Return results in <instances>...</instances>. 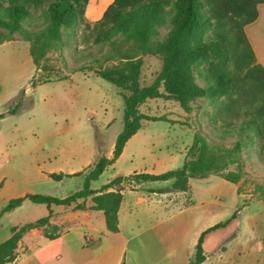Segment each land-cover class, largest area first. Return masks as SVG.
Instances as JSON below:
<instances>
[{
  "label": "trees",
  "instance_id": "trees-1",
  "mask_svg": "<svg viewBox=\"0 0 264 264\" xmlns=\"http://www.w3.org/2000/svg\"><path fill=\"white\" fill-rule=\"evenodd\" d=\"M90 1L0 0V46L19 34L29 43L31 57L40 69L48 52L63 44L64 37L91 41V45L100 46L101 56L89 64L88 70L114 85L124 102V125L116 139L113 157L101 155L79 173L50 176L58 182L81 178V189L65 198L29 194L12 199L0 210V219L26 200L49 209L53 205H75V209L85 210L86 206L79 202L91 198V209L103 211L108 231L118 233L124 176L116 177L97 191L92 189V184L116 163L128 141L148 122H169L166 117L141 113V106L149 100L178 102L188 111L195 96L223 101L216 116L244 120L240 129L247 132L248 138H241L227 148L223 143L197 135L182 168L159 175H137L140 181L174 180L173 189L183 192L190 190L191 180L210 175L237 184L244 175L242 147L253 143L250 131L256 137L261 136L264 67L257 60L246 27L258 19V7L264 0H114L102 19L94 23L86 19ZM149 56L160 60L162 65L147 84L144 67ZM196 74L204 80L203 86L195 83ZM65 79L33 81L32 85ZM21 107L22 100L10 107L7 114L14 115ZM231 167L235 170L231 171ZM51 218L50 212L35 223L15 227L13 237L0 245V264L14 262L24 235L33 228L47 226ZM225 226V223L217 224L201 235L190 264H202L206 260L204 236Z\"/></svg>",
  "mask_w": 264,
  "mask_h": 264
},
{
  "label": "rangeland",
  "instance_id": "rangeland-1",
  "mask_svg": "<svg viewBox=\"0 0 264 264\" xmlns=\"http://www.w3.org/2000/svg\"><path fill=\"white\" fill-rule=\"evenodd\" d=\"M9 42L18 44L0 46V106L8 103L14 89H24L29 85L30 90L29 95L23 93L19 119L0 120V150L12 154L25 151L26 157L40 161L49 158L57 169H62L56 174L83 171L88 161L95 162L101 155L109 153L124 125V103L114 85L89 74V88H86L80 73L75 75L72 82L32 85L33 81L58 80L82 67L87 66V70L89 64L101 56L100 46L91 45V41L87 43L83 38L75 41L64 37L63 44L51 49L41 62V72L35 80L31 78L26 81L24 72L22 77L14 76V80L6 84L1 79L3 72L8 70L19 75V71L26 68L32 59L25 38L16 34ZM161 65V61L155 57L145 58L147 84ZM194 78L195 83L204 85L199 75L196 74ZM191 103L190 111L178 102L164 99L149 100L142 105L141 113L166 117L169 122H148L137 139L140 141L133 144L119 165L105 171L93 186L101 188L112 179L115 171L132 164L147 166L155 172L152 173L154 175L180 169L197 135L223 143L227 148L233 147L241 138H248L247 132L240 129L244 120L216 116L222 110L223 101L195 96ZM112 113L116 120L106 128ZM250 135L253 143L243 145L240 154L244 175L239 183L243 182L241 192L246 195L242 196L235 184L217 175H210L216 177L195 183L192 190V199L196 203L207 202L205 223L226 224L215 230L207 243L208 249L213 244L214 247L220 246L219 254L223 258L216 256L208 264H264V122L261 123V136L256 137L254 131H250ZM230 170L235 168L231 167ZM32 171L27 178V188L35 194L65 198L83 187L81 178L66 179L64 183L57 184V181L44 180L37 170ZM23 176L26 178L27 174L14 172L10 174V180L22 182ZM8 197L9 194L1 201ZM28 205L32 209L23 212L26 219L41 217L40 212L34 209L44 206Z\"/></svg>",
  "mask_w": 264,
  "mask_h": 264
},
{
  "label": "crops",
  "instance_id": "crops-1",
  "mask_svg": "<svg viewBox=\"0 0 264 264\" xmlns=\"http://www.w3.org/2000/svg\"><path fill=\"white\" fill-rule=\"evenodd\" d=\"M113 1L91 0L86 9V19L92 23L99 21ZM258 9V19L246 27V33L258 62L264 67V3L260 4ZM6 44L18 43L8 42L3 45ZM25 44L31 56L30 46ZM30 61V64L28 61L27 67L23 68L25 71L23 69L19 71V75H14L6 70L1 74V79L8 84L9 81L14 80V76L22 77L25 72L26 81L31 78L35 80L41 70L37 69L33 59ZM78 73L83 77L81 78L82 83L86 88H89V74H95L88 69L69 73L65 76V80L55 82H72ZM29 90V85L25 86L24 89L13 90L8 103L0 106L2 108L0 115H5L0 120L15 119L14 117L19 119V111L14 115H9L7 114L8 109L15 101L22 100L23 93L29 95ZM111 118L110 121L106 122V128L110 127L116 120L113 113ZM18 119L16 118V120ZM140 133L141 131L128 141L122 155L112 167L119 165L126 153L132 149L133 144L140 141L137 140L141 137ZM114 149L115 144L105 156L111 159L114 155ZM26 156L25 151L12 154L10 151L0 150V210L12 199L35 194L34 191L27 188V181H29L27 178L30 177L32 170V172L37 170L48 182L55 181L50 176L56 174V171L62 170L57 169L53 165V160L49 158H43L40 161ZM93 163L88 161L86 163L87 168ZM14 172L27 174V177L25 178L26 175L23 176L22 182H12L10 174ZM61 173L75 174L74 170L62 171ZM152 173L155 174L147 166L139 167L132 164L115 171L112 179L103 184L102 187L118 176ZM214 177L216 176L191 180L188 192L174 190V180L124 182L122 184L124 190L119 211L120 230L118 233L108 231L103 211L91 209L93 206L91 198L79 202L86 206L85 210H77L75 205L69 207L53 205L49 209L46 205L34 204L35 206H44V208L34 209L35 212H40L39 216H41L34 219H26L27 216L23 213L25 209H32L28 205L32 202L26 200L21 207L1 217L0 245L13 237L15 227L35 223L47 217L51 212L50 223L47 226L33 228L27 232L18 244L16 260L7 264H190L196 256V246L201 235L215 226L205 223L208 214L207 202L196 203L192 199V190L195 183L207 181ZM66 179L57 184L64 183ZM235 185L239 193L244 196L245 193L241 192L243 182ZM101 188H96L92 184L93 190L97 191ZM7 194L9 197L5 199L6 201H1ZM50 196L52 195L50 194ZM214 231H210L204 236L203 249L206 260L202 264H208L216 256H219L220 259L223 258L222 254H219L220 246L214 247L213 244L211 249L207 248L209 237ZM50 235L56 237L50 239L48 237ZM247 264H252V262Z\"/></svg>",
  "mask_w": 264,
  "mask_h": 264
},
{
  "label": "water",
  "instance_id": "water-1",
  "mask_svg": "<svg viewBox=\"0 0 264 264\" xmlns=\"http://www.w3.org/2000/svg\"><path fill=\"white\" fill-rule=\"evenodd\" d=\"M140 181L136 176H124V182H137Z\"/></svg>",
  "mask_w": 264,
  "mask_h": 264
}]
</instances>
